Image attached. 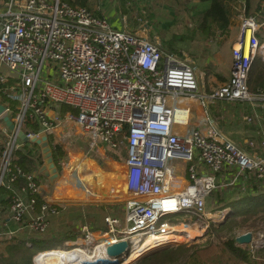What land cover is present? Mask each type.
Masks as SVG:
<instances>
[{
  "label": "built area",
  "instance_id": "1",
  "mask_svg": "<svg viewBox=\"0 0 264 264\" xmlns=\"http://www.w3.org/2000/svg\"><path fill=\"white\" fill-rule=\"evenodd\" d=\"M239 4L240 32L231 46L229 79L205 94L189 58L164 52L157 38L138 34L124 19L122 26L114 27L106 17L63 0H0V67L19 75V83L13 84L0 73V96L17 102L9 117L14 129L0 116L4 135L0 188L11 189L14 223L42 234L60 208L42 196L39 167L24 172L12 161L24 142L19 131L30 142L41 134L67 140L78 130L87 151L95 152L99 147L117 148L124 126L128 127L122 135L126 195L116 203L123 213L109 211L103 218L105 229L96 233L80 225L81 241L73 246L103 256L88 263L76 258L62 264L113 262L118 256L108 255L106 248L121 240L132 251L150 234H181L174 228L177 224L199 226L201 220L222 219L226 208L206 209L209 195L237 183L246 189L249 174L264 179V157L247 154L212 125L204 132L190 124L195 102L207 107L216 100H264V92H251L248 86L253 61L262 51L258 52L260 25L254 16L244 14V1ZM0 104L8 116L9 101ZM35 124L38 130L24 131ZM261 145L264 148V140ZM176 160L183 167L175 165ZM19 175L25 182L15 190L12 184ZM178 214L186 219L173 224L164 220ZM199 227L205 230L207 224ZM249 245L251 251L264 246V233L252 234ZM46 251L34 254V264H41L37 256Z\"/></svg>",
  "mask_w": 264,
  "mask_h": 264
},
{
  "label": "crops",
  "instance_id": "2",
  "mask_svg": "<svg viewBox=\"0 0 264 264\" xmlns=\"http://www.w3.org/2000/svg\"><path fill=\"white\" fill-rule=\"evenodd\" d=\"M180 1L185 5L187 11L183 9L180 10L179 13H177V7L171 4L169 0H164V4L161 5L158 4V0H144V3H146L148 6L144 4L143 8H140L141 5L138 3V0H135V6L139 7L138 14L141 9L143 12L148 11L150 14L152 12V16L150 14L147 15L148 20L151 23H139V19H136L135 24L130 26V28L138 34L149 39L157 38L164 52H172L180 56H186L187 58H189L196 68L198 79L201 84V90L203 91V93L208 94L211 93L216 87L227 82L229 79L231 69V46L240 32V15L242 10L239 4L240 0H231L229 2V6H231V23L229 25L228 31L223 36H218L216 38L217 41L219 40L222 42V45L216 52L207 57L203 68L198 67L195 59L188 51L190 35L189 37H185L182 41H176L175 52L166 50L162 47L161 31L166 30L169 26L177 24L178 20L183 21V18L188 23V26H193L194 18L206 8L207 4L204 2H200L199 0ZM190 1H192V3H190ZM197 3L201 5H197ZM75 4L87 7L96 16L106 17L111 25L114 24V27H120L119 24H121L122 26L123 19L124 24H126L127 22L124 13L117 10V0H75ZM200 6L204 7L199 9ZM163 8L167 9L169 12H166L165 10H163ZM163 15L164 17H162ZM189 21H191V23H189ZM153 24H155L157 28L156 32H153ZM126 26L128 25L126 24ZM150 32H152L153 34H150ZM168 34H166V37L168 36ZM257 36L258 38L260 37L259 31L257 32ZM259 59V65L254 68L250 79L248 80V86L251 92H264V87L255 85V82L259 78L263 79L264 82V48L262 49L261 54H259ZM192 105L193 107L191 112H193V108H195L196 113L194 116L191 113V127H197L205 132L207 127L209 125H212L216 127L217 130L224 136L237 144L238 147L247 154L257 157H264V148L261 145L262 141L264 140L263 99H257L253 102L216 100L215 102L210 103L207 107H202L197 102ZM49 136H52L54 141L61 144L63 146V150L65 151V146L62 144V142L67 143L66 140H63L60 135L56 134H50ZM32 146V143L28 144V147L31 148ZM88 154L89 153H87V156L84 157L86 159H83L81 164L78 165L79 167H82L77 168L76 166L71 171H67L65 167L61 168L60 166V160L63 156L65 157V153L63 152V155L59 160V165L57 166V164H55L58 175L53 179V181H51L49 177L44 176L41 173L39 175V183L41 185L42 196H47L49 201L60 205L58 214L49 217V223L46 229L47 234H44H46L47 237H51V239L49 242V246L44 247L45 249L43 248V250H49L58 247H64L66 250V248L73 247L78 243L79 234L77 236L76 231L72 232L69 229L66 231H62L60 230V228H58L56 230H50L49 233L47 232L49 227H53L52 218L56 217V219H58L59 217L57 218V216L59 214H66L67 211L69 212L72 209L81 211V215L83 213L84 218V221L82 223L90 226L91 230L96 233L100 230H103L98 226L104 224L103 218L109 211H113L115 209L119 212L120 215H122L123 213V207L116 203H119V199L126 195L123 186L125 158H120L118 154H112L106 149V147H99L97 151H95V154H97L98 157L90 156ZM72 163H74V161L70 162V164ZM109 163H115V165L113 166ZM96 165H98V167ZM40 166L41 165H39L38 167ZM78 179L81 180V183L79 184H77ZM252 182L253 181H251L250 177H248L246 189H240L241 185L240 183H237L236 185L229 186L226 190H220L223 191L224 200L228 202V205L225 208L227 209V212L230 216L234 214V211L237 209V207H245V205H247L249 201L255 200L257 191L255 189V186L252 187ZM263 187L264 183H261L260 188L262 189ZM68 194L71 196H68ZM8 197V192L0 193V232L3 231L6 233V235L10 234L13 237L14 235L17 236V232H25L28 234L31 231L27 227H22L19 224H15L10 219V201H6L7 203H3L2 201L6 200ZM214 199L218 202V199L212 198L210 200V203ZM254 218L256 219H247L245 223L253 221L254 223H257L259 225L258 229L253 231L252 229H246V226H244L240 230L238 228V231H236L234 238L246 231H250L253 236H256L257 232L264 233V214L260 213L258 215H255ZM66 223L72 224V222L70 221H67ZM74 226L75 228L73 229L78 228V224ZM31 233L33 235L30 234L31 236L29 237L37 238L44 236L43 233ZM57 236H64L62 237L63 243L54 241ZM29 237L27 236L26 238ZM55 242L60 243L61 246H50V243L54 244ZM236 245L241 246L242 248H246L256 264H264V246L251 251L249 244Z\"/></svg>",
  "mask_w": 264,
  "mask_h": 264
},
{
  "label": "trees",
  "instance_id": "3",
  "mask_svg": "<svg viewBox=\"0 0 264 264\" xmlns=\"http://www.w3.org/2000/svg\"><path fill=\"white\" fill-rule=\"evenodd\" d=\"M63 1H68L71 4H75V0H63ZM169 1L171 4L177 7L176 8L177 13H179L180 10L183 9L187 11L185 5L181 3L180 0H169ZM199 1L208 3V6L194 18L193 26H188V23L185 20L183 21L178 20L177 24L173 26H169L167 27L166 30L161 31V36H162L161 42H162V47L164 49L175 52L176 41L179 40L182 41L184 40L185 37H189L190 35L188 51L195 59L198 67L203 68L207 57L210 55L208 54L207 49L204 46L205 40H207L208 38H210L212 35L215 34L216 37L223 36L228 31L229 25L231 23V13H230L231 6H229V2L231 0H199ZM232 1H236V0H232ZM243 1H244V9L246 14H250L252 11H259V10L263 11L264 13V0H243ZM166 34H168L167 37ZM259 39L261 40V37H259ZM218 43H219L218 46L219 49V47L222 45V42L219 41ZM258 59L259 57L257 56L253 61V66L251 67L249 73V79L254 68H256L260 63L259 61L260 59L259 60ZM12 83H16V82L12 81ZM255 85L264 87L263 79L259 78L255 82ZM4 98L9 101L12 107V111L9 112L8 114V116L12 118L16 111L15 106L17 102L9 99L6 96ZM0 122H2L1 119ZM28 127H30L32 130H38V125L35 124L32 126H26L24 129L25 132L27 131ZM127 131H128V127L125 125L122 134L119 136L121 143L122 142L126 143L122 135H124V133H126ZM3 140H4V135L0 131V155L4 145ZM48 143L52 151L53 161L58 166L59 160L61 159L64 152L63 146L57 143L56 141H54L52 136L48 137ZM28 144H30V142L24 141L23 144L19 146L12 155V161L14 163H17L24 172L37 170L38 166L41 165L43 162L39 146L35 143H32L33 146L30 148L28 147ZM79 145H81L82 147L83 146L88 147L85 143L84 145L83 144H79ZM82 147L80 149H82ZM66 155H67V151L65 152V157ZM249 177L251 181H253L252 187L255 186V189L257 191L255 200L249 201L248 204L245 205V207H237V209L234 211V214L231 215L232 216L231 219H227L223 223L219 224V229L230 230L229 226L233 227V229H235L237 226H239L237 228H240L243 224H245V221L247 219H256L254 218L255 215H258L260 213L264 214V187L262 189L260 188V184L264 183V179H257L254 176H252V174H249ZM24 182H25L24 178L19 175L16 181L12 184V188L16 190L18 187L23 185ZM2 192H6V193L8 192V194L10 195L11 189L3 186L0 188V193ZM212 197L218 199L217 204L214 206L210 204V200ZM37 199H38L37 200V207H38V205L41 202V199L40 197H38ZM8 200L10 201L9 197L6 200H2V201L3 203H7ZM227 203L228 202L224 200L223 191L220 190L215 191L207 197L206 209L207 210L211 209L212 211H216V209L225 208L228 205ZM181 215L182 214H178L177 217H181ZM240 217L242 219H240ZM238 223L242 225L240 224L238 225ZM19 225H23V223H20ZM98 227L103 230L105 229L104 224H101ZM3 238H4L3 240L4 242H2L1 240ZM50 239L51 237H47V236H42L37 238L29 237L23 239V238H15L8 234L7 235L4 234V236L0 235V243H1L0 264H33L32 258L34 254H36V252H40L41 250L44 251L43 248L49 246ZM211 247L212 246L204 249H200L199 251L195 250L192 253V256L195 259V264H197L196 254H199V252L201 256L204 255L205 259L211 262V263L207 262V264H256V262L253 261L254 259H252L250 253L246 248H242L241 246L235 244L234 236L224 241L219 246H216V248L214 246L213 248ZM63 248L49 249V251H46L38 255L37 261L40 263L44 262V264H50L52 258L51 256L56 252H58L59 250H62ZM188 250L189 248L186 247L185 244H174L169 242L152 247L148 252L144 253L143 255L138 257L135 261H133L132 264H177V262L179 261H180L179 264H183L181 262V259L188 252ZM199 263L200 262H198V264Z\"/></svg>",
  "mask_w": 264,
  "mask_h": 264
},
{
  "label": "rangeland",
  "instance_id": "4",
  "mask_svg": "<svg viewBox=\"0 0 264 264\" xmlns=\"http://www.w3.org/2000/svg\"><path fill=\"white\" fill-rule=\"evenodd\" d=\"M187 2H189V1H187ZM134 3H135V0H117V10H119V12H123L124 15L126 16V19H127L126 24L130 27V26H132V25L135 24L136 19H139L138 20L139 23L146 22V24H148V23L150 24L151 22L148 20V16H147L150 13L148 11H146V12L144 11L143 12L142 9H141L142 12L140 11L139 14H138L139 7L138 6L136 7ZM138 3L141 5L140 8H143L144 7V4L146 6H148L146 3H144V0H140V1L138 0ZM190 3H192V1H190ZM158 4H160V5L161 4H164V0H158ZM197 5H201V4L197 3ZM207 6H208V3L206 4V7ZM203 7L204 6H200L199 9H201ZM163 10H165L166 12H169L167 9H164L163 8ZM152 11H153V8H152ZM244 14L246 16H254L255 19L257 20L258 24L260 25L259 35L261 37V40L259 39V50H258V52H260L262 50V48L264 47V13H263V11L259 10V11H252L250 14H246L244 12ZM150 15L152 16V12H151ZM162 17H164V15ZM182 20H184V18ZM191 21H189V23H191ZM119 25L121 26V24H119ZM113 26H114V24H113ZM156 30H157V28H156L155 24H153V32H156ZM150 34H153V33L150 32ZM216 38L217 37H216V34H215V35H212L207 40H205L204 46L207 49L208 54H210L209 56H211L218 49V46H219V43L218 42H219V40L217 41ZM0 73L2 75H4L10 81H16L17 78L19 77V75H18L17 72L10 71L4 65H2L0 67ZM3 101H5V99L0 96V102H3ZM66 108H68V107H66ZM195 113H196V110H195V108H193L192 115L194 116ZM66 141H67V143H63L61 141L62 144L65 146L64 147L65 151H67V155H66L65 159H64V156H63L62 159L60 160L61 161L60 162L61 168H64L65 167L66 170L68 171V169H67L66 166L71 161H74L76 164L80 165L81 162L83 161V159H86L84 157H85V155H87V153H89L88 155H90V156H95V157L97 156L98 157V155L95 154V152H93V151H90L91 153L88 152L87 151L88 147H86V146H83L82 147L81 145H79V144H83L84 145V143H85L88 146V144L85 141V138H83L81 136V134L78 132V130H75L74 134L72 135V138H68ZM120 145L121 146H118L117 148L106 147V149L108 151H110L112 154H118L120 158H125V156H126L125 143L122 142ZM81 147H82V149H80ZM65 151H64V153H65ZM74 152H76V153H74ZM173 163L175 165H178L179 168L180 167H183V165H184L180 160H176ZM109 164H111L113 166L115 165V163H109ZM96 166L98 167V165H96ZM77 167H79V166H77ZM208 210H211V209H208ZM210 212H213V211L211 210ZM57 218L58 219H56V217L52 218L53 219V227H49V229L47 231L48 233H49L50 230H56V229L60 228V230H62V231H66L68 229L71 230L72 232L73 231H76V235L78 236V232H77L78 228L77 229H73V228H75L74 225H77V224H78V227L80 225L81 226L83 225L82 222L84 221V218H83V213L81 215V211L73 210L72 209L69 212L67 211L66 214H61V215L59 214L57 216ZM183 218H185L183 215H181V217H177V218L171 216V217H166L164 220H166V221H168V222H170V223L173 224L175 222L176 223L177 222H180L179 220H183ZM231 218H232V216H230L229 213H227L222 219L210 220L209 223H207L205 221H202V220L201 221H198L197 224L199 226L204 227L207 224V228H205V230L202 229V233L200 235H193V236L192 235H189V236H187V235H185L186 232H182L181 234H178V235H180V236H178L179 237L178 239H175V238L170 239V240H172L171 243H174V244H185L186 247L189 248L188 252L182 257L181 262L183 264H195V259L192 256V253L195 250H198L199 251L200 249H204V248H207V247H210V246H212L211 248H213V246L216 248V246H219L224 241H226L229 238L233 237L234 236V233H236V231H238V228L237 227H239V226H237L235 229H233V227L229 226L230 227V230L229 229H219V224H221L224 221H226L227 219H231ZM176 219H178V220H176ZM240 219H242V218L240 217ZM67 221L72 222V224L66 223ZM239 224L240 223H238V225ZM240 225H242V224H240ZM191 226H193V225H191ZM233 226H234V224H233ZM244 226H246V229H252L253 231H255L256 229H258V227H259V225L257 223H254L252 221V222L243 224L239 228V230L241 228H243ZM88 227H90V226H88ZM189 229H191V228H189ZM31 232H29L28 234L25 233V232H23V233L17 232L16 233L17 236L14 235V237L15 238H26L27 236L29 237V236L33 235ZM44 233H46V231ZM4 234H6V233L3 232V231L0 232V235L1 236H4ZM46 234H44V236H46ZM62 237H64V236H61V237L60 236H57L54 239V241H58L60 243H63V238ZM1 240H2V242H4L3 241L4 238L1 239ZM80 241L81 240H78V242H80ZM58 242H55L54 244L51 243L50 246H54V245L55 246H61V244L58 243ZM0 248H1V243H0ZM57 249H59V247ZM70 249H72V248H69V249L66 248V250H70ZM150 249L142 250L138 254L137 257L133 258L130 261H127L128 258H129V255L131 254V252H133V250L132 251L129 250V251H127V252L119 255L117 257V262H115V263H113V262H105L104 264H132L133 261H135L138 257H140L141 255H143L144 253L148 252ZM56 253L51 256L52 258H51L50 264H59L56 261L57 256L55 258ZM196 262H197V264H198V262H200L199 264H207V262H209V261H207L205 259V256L204 255L201 256L200 255V252H199V254H196ZM179 263H180V261L177 262V264H179ZM209 263H211V262H209ZM41 264H44V262H42ZM95 264H98V262L95 263Z\"/></svg>",
  "mask_w": 264,
  "mask_h": 264
},
{
  "label": "bare ground",
  "instance_id": "5",
  "mask_svg": "<svg viewBox=\"0 0 264 264\" xmlns=\"http://www.w3.org/2000/svg\"><path fill=\"white\" fill-rule=\"evenodd\" d=\"M246 39H248V32H247V35H246ZM15 82L16 83H13V84H18L19 83L17 81H15ZM85 156H87V155H85ZM76 166H78V164H76L74 162L72 164H70V163L67 164L66 167H67L68 171H71ZM80 167H82V166H80ZM80 167H77V168H80ZM79 183H81V180L80 179L77 180V184H79ZM68 196H71V195L68 194ZM174 228H175V230L177 232H186L185 235H187V236H189V235H192V236L193 235H200L202 233V229L199 226H197V225H194V226H184L182 224H177L176 226H174ZM189 228H191V229H189ZM178 236H180V235L173 234V235L159 236V235H155V234H150L147 238H144V239L141 240L142 243L140 242V244L135 245L132 248L133 252H131V254L129 255V258H128L127 261H130L133 258L137 257L138 254L142 250H144V249L146 250V248H150V247L154 246L155 244H159L157 242H162V241H165L166 242V241H168L170 239H173V238L178 239L179 238ZM162 244H165V243H161L159 245H162ZM71 248L72 249H70V250L62 249V250H59L56 253L55 258H56V256H58L60 254L56 258V261L59 264H62V262H71V261H74L76 258L84 261V263H88V262H91L96 257L103 256L100 253H96L95 251L87 252V251H85V250H83L81 248H78V247H71ZM95 263H97V261L96 262L95 261L92 262V264H95Z\"/></svg>",
  "mask_w": 264,
  "mask_h": 264
},
{
  "label": "water",
  "instance_id": "6",
  "mask_svg": "<svg viewBox=\"0 0 264 264\" xmlns=\"http://www.w3.org/2000/svg\"><path fill=\"white\" fill-rule=\"evenodd\" d=\"M4 107L0 104V116H2V120L9 127V129H14V124L7 115H3ZM19 137L22 141H27V137L25 133L21 130L18 133ZM30 142L37 144L41 148L43 163L39 167V173L44 176L49 177L51 181L57 177V168L53 161L52 151L50 149L48 138L46 134H41L40 138H31ZM252 239V233L246 232L241 235H238L234 238V242L236 244H249ZM127 251V242L125 240H121L117 243L109 245L106 248V252L110 256H119ZM117 262V260L113 261V263Z\"/></svg>",
  "mask_w": 264,
  "mask_h": 264
}]
</instances>
